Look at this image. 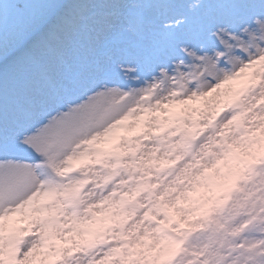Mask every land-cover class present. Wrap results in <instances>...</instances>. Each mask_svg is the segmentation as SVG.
<instances>
[{"label":"snow or ice","instance_id":"6c2138e0","mask_svg":"<svg viewBox=\"0 0 264 264\" xmlns=\"http://www.w3.org/2000/svg\"><path fill=\"white\" fill-rule=\"evenodd\" d=\"M0 264H264V0H0Z\"/></svg>","mask_w":264,"mask_h":264}]
</instances>
